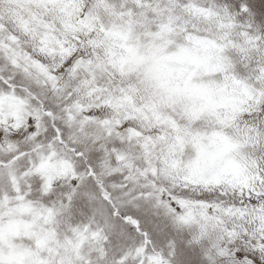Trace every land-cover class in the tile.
I'll use <instances>...</instances> for the list:
<instances>
[{
    "label": "snow or ice",
    "instance_id": "6c2138e0",
    "mask_svg": "<svg viewBox=\"0 0 264 264\" xmlns=\"http://www.w3.org/2000/svg\"><path fill=\"white\" fill-rule=\"evenodd\" d=\"M0 264H264V0H0Z\"/></svg>",
    "mask_w": 264,
    "mask_h": 264
}]
</instances>
